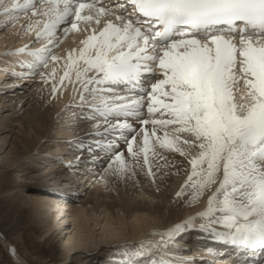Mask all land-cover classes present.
<instances>
[{
  "label": "snow or ice",
  "instance_id": "snow-or-ice-1",
  "mask_svg": "<svg viewBox=\"0 0 264 264\" xmlns=\"http://www.w3.org/2000/svg\"><path fill=\"white\" fill-rule=\"evenodd\" d=\"M0 7L6 26L14 13L39 17L29 28L46 43L5 54L26 57L17 62L22 79L49 83L52 74L41 69L60 59L53 48L69 33L83 35L51 88L55 97L73 85L74 115L85 128L78 161L117 180L139 168L153 183V158L182 170L160 150L190 165L175 197L191 206L207 196L206 208L150 235L174 242V232L190 227L228 246L210 250L214 258L264 264V0H0ZM144 247L148 264H167L163 242L155 253L143 242L117 246ZM144 255L125 254L124 264H141Z\"/></svg>",
  "mask_w": 264,
  "mask_h": 264
},
{
  "label": "bare ground",
  "instance_id": "bare-ground-1",
  "mask_svg": "<svg viewBox=\"0 0 264 264\" xmlns=\"http://www.w3.org/2000/svg\"><path fill=\"white\" fill-rule=\"evenodd\" d=\"M14 2L17 0H5V5L10 6ZM13 15L17 17L22 15V17L13 22L12 29L0 32V67L4 64L6 67L0 69V133L7 130L4 139L8 142L6 145L11 144L8 152L11 154L10 162L6 169L0 168V173L8 170L4 173L6 181H11V178H14L12 180L14 186L10 188L9 192L22 200L24 197H21L23 196L21 192L26 188H33L29 199L37 206L39 218L46 224L48 232H54L60 224L64 225L66 219L73 221L74 233L67 240L71 247L79 244L97 246L98 248V245L101 244L99 242L103 238L101 234L100 237L95 236V238L94 232L96 227L99 225L101 227V223L104 221L103 228L108 236L121 234L124 226L129 227L131 239L125 244L134 243L132 246H135L138 242H143L144 245H152L151 251L155 253V248L163 242L166 247L160 248V251L164 253L162 258L167 260V264H180L176 261L178 260L176 257L168 255L169 253L181 255L180 248L177 246L178 243L181 244L179 237H176L177 233H173L174 242L167 236L162 241L160 235L150 234L164 232L174 223L194 216L206 208L207 196L191 206L175 197L176 192L179 191L180 186L187 178L190 165L179 153L160 150L162 156L167 157L170 163L180 164L183 162L182 170L177 174L175 168L160 167L164 165V160L153 158V171L156 173L155 183H153L150 177L148 179L131 176V178L117 180L115 177L105 176L103 169L96 163H87L83 157L78 161L77 157L81 155L79 141L84 139L85 128L83 124L77 123L74 115L73 85L67 84V87L58 92L55 97L52 96L51 88L52 82L58 81L65 71L64 58L67 53L78 49L81 46L80 41L84 37L80 33H70L64 38V41L72 39L71 41L63 45L64 41L62 40L61 47L53 49V55L60 59L55 62L49 61L48 68L43 71L45 75L52 74L49 77V83L37 80L31 90H28L26 84L12 88L14 84L9 85L12 80L4 78L10 76L17 67L20 58L25 60L26 57L5 54L16 53L19 49L27 46L28 41L35 36V30H31L29 25L39 19V17H32L30 13L28 15L14 13ZM3 17L5 16L2 14V7H0V18ZM44 43L46 42L41 40L38 44L41 47ZM9 63L11 64L9 65ZM74 76L73 73V79ZM13 77L20 81L21 76L18 75L17 69ZM242 93L243 87L241 86V90L235 93L238 102ZM88 143L91 141L85 139V144ZM65 154L67 155L63 157L67 160H60L61 156ZM87 155L88 153L85 152L84 156ZM47 161L56 162L55 165L60 167V169L52 167L46 172H42L52 180L43 186L25 184L24 177L29 176L31 179L34 176L33 173H30L32 170L27 171L26 169L42 166ZM68 161L73 163L70 165L73 168L66 165ZM157 168H160V171H157ZM91 169L97 170V172ZM99 169L100 171H98ZM137 169L136 171H138ZM163 172H168L169 175L162 176ZM141 174L144 173L141 172ZM99 175L106 178L108 182L105 183L102 176L98 179ZM138 175L140 176V174ZM19 177L20 179H18ZM70 179H73L75 183L70 185L72 182L68 181ZM37 180L39 179L36 178L35 181ZM84 181H87L88 184H84ZM157 185L159 191L156 190ZM87 188H90L88 193L91 196L81 198L79 195L84 194ZM103 189L106 191L104 192ZM23 202L25 203L24 199ZM103 211L104 214H102ZM121 211L124 213L121 214ZM201 222L203 221H195V226ZM65 227L63 226L64 229ZM194 235L192 237L189 235L188 240H192ZM0 243L11 254L13 258L11 264H31L18 250L17 245L1 230ZM112 247L115 246L112 245ZM13 249L15 255H13ZM120 250L119 260L121 263H124L125 254L132 256L143 251L147 255L150 251L147 247L139 250L129 248H120ZM196 254L198 252L193 253V255ZM65 258L66 255L61 260L48 264H67ZM144 260L146 259L140 257L141 262ZM210 264L212 263L210 262Z\"/></svg>",
  "mask_w": 264,
  "mask_h": 264
},
{
  "label": "rangeland",
  "instance_id": "rangeland-1",
  "mask_svg": "<svg viewBox=\"0 0 264 264\" xmlns=\"http://www.w3.org/2000/svg\"><path fill=\"white\" fill-rule=\"evenodd\" d=\"M21 17L22 15L18 16L15 21L21 19ZM3 18H0V24H2L0 25V32L7 31L13 28V23L6 26L5 22L7 21V19ZM10 64L11 63H9V65ZM1 68H6L5 64L4 66L0 67V69ZM11 74L13 75V72ZM32 79V83L26 84V86H28V90H31V87H33L35 83H37V80L41 81L39 75L35 76V78ZM6 134L7 130L0 133V168L3 167L4 169L8 167V163L10 162L9 158L11 156V154L8 153L11 144L6 145L8 142L4 139ZM66 155L67 154L62 155L60 160H67L65 159V157H63ZM55 164L56 162L47 161L42 166H34L33 169H26L27 171L32 170V172L30 173H33L35 177L33 176V174V177H31V179L29 178V176L24 177L23 180L25 181V184H38L42 186L45 185L47 182H49V180H52V178H49L46 173L42 172H46V170H49L52 167L60 169V167L58 165L56 166ZM72 164L73 163L69 161L66 163L69 168H73L72 166H70ZM137 170L139 172L137 171L138 173L135 176L139 178L146 177L149 179L147 175L145 176V174H141L139 169ZM7 171L8 170H5L0 173V230L17 245L18 250L31 264H48L53 261L61 260V258L65 255V263L67 264H108L109 260L113 258L120 261L119 255L121 253V250L120 248H117V246L128 245V243L125 244V242H128V240L131 239V232L129 230V227L124 226L121 234L113 235L110 237L108 236V233L104 231L103 221L101 223L102 226L99 227V223V228L96 227L94 232V237H100L101 234V237L103 238L102 241L99 242L101 244L98 245V248L97 246L79 244L77 246L71 247L70 243H68L67 240L74 233L73 221H68V219H66L64 225L60 224L57 230H55L54 232H48L46 224L39 218V214L36 210L37 206L31 199H29V194L32 193L33 188H26L23 192H21V194L23 193V196L21 197H24L23 199L25 203L23 202V199L21 200L17 197H14L9 192L10 188L14 186V182L12 181L14 178H11V181H6L4 173ZM138 174H140V176ZM43 176L44 178L42 179ZM101 176L99 175L98 179ZM36 178L39 180L35 181ZM18 179H20V177ZM68 181H72L70 185L75 183L73 182V179H70ZM84 184H88V182L84 181ZM88 191H90V188H87L84 191V194L79 196H81V198L90 197L91 194L88 193ZM103 191L105 192L106 190L103 189ZM25 199H29L30 201ZM116 208L118 209L119 206ZM104 213L105 212L103 211L102 214ZM123 213L124 212L121 211V214ZM63 226H66L65 229L63 228ZM132 244L134 243H131V245ZM112 245L115 247H112ZM100 247H102L101 250H99ZM94 248L96 250H93ZM181 252L183 251L180 249L179 253ZM168 255L170 257H173V255H171L170 253ZM12 262L13 258L11 254L0 243V264H11ZM147 262L148 259L144 260L143 263L145 264Z\"/></svg>",
  "mask_w": 264,
  "mask_h": 264
}]
</instances>
